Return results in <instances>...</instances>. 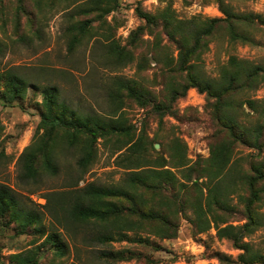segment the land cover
I'll return each instance as SVG.
<instances>
[{
	"label": "trees",
	"instance_id": "16d2710c",
	"mask_svg": "<svg viewBox=\"0 0 264 264\" xmlns=\"http://www.w3.org/2000/svg\"><path fill=\"white\" fill-rule=\"evenodd\" d=\"M214 1L222 17L178 18L170 4L153 14L137 7V14L145 24L131 31L124 45L114 37L115 26L102 37L106 58L118 66L134 61L130 49L140 43L144 33L156 39L166 37L175 46L177 69L185 72V82L180 87L170 83V96L173 98L180 89L184 95L190 88L204 93L213 101L216 119L226 130L228 140L211 143L209 156L192 163L186 147L183 149L179 145L170 153L169 166L168 160L162 158L154 162L147 154L130 157L126 159L129 171L120 183L88 182L77 187L96 159L100 138L109 140L115 136L120 142L126 139L127 143L132 140L129 134L133 125L123 114H117L122 106L121 92L125 91L126 97L141 107L150 104L151 100L146 89L135 79L115 77L108 98L118 105L112 114L104 117L99 113L84 114L71 107L59 99L56 85L35 87L41 96L40 119L31 142L19 156L20 178L34 182L44 174L56 175L59 171L57 150L68 148L77 153L75 165L79 179L70 184L71 189L41 195L45 199L41 205L44 211L39 212L25 208L14 191L0 183V234L12 226L17 235L32 231L41 240L32 249L8 255L9 264H38L42 248L56 257L68 254V241L62 231L53 226L46 227L44 219L47 216L65 231L72 230L74 238L75 233L90 231L92 236L88 242L103 245L113 240H127L157 250L160 245L156 239L174 238L179 228V215L187 210L195 234L213 228L218 239L229 240L238 251L235 256L212 252L211 256L220 264H264V252L250 240L252 233L262 227L264 218L260 211L264 197V99L250 97V92L256 91L264 82V65L231 54L220 66L216 78L207 76L200 67L201 55L218 29H224L231 44L251 43L254 40L252 30L264 27V17L251 12H235L225 0ZM20 2L22 0H17L22 7ZM36 5L40 9L42 0H37ZM118 5L119 0L80 3L77 15L91 17L71 25L68 49L77 46L92 27L96 28L95 22L103 33L106 32V26L110 25L106 17ZM158 42L156 40V44ZM31 86L25 77L11 69L0 71V102L13 105L22 101ZM244 105L256 115L255 123L248 125L246 121H238L237 115L244 112ZM161 106L164 104H153L155 109L163 111ZM139 142L140 139L135 140L132 147ZM239 142L263 151L262 160L251 164L248 172L231 162L235 144ZM171 168L179 169L180 176ZM238 184L247 193H239ZM181 192L183 196L178 195ZM232 194H236L237 203L242 205L241 224L227 220L233 208L229 203ZM131 255L128 250H104L99 258L119 261L131 258Z\"/></svg>",
	"mask_w": 264,
	"mask_h": 264
},
{
	"label": "rangeland",
	"instance_id": "374dc122",
	"mask_svg": "<svg viewBox=\"0 0 264 264\" xmlns=\"http://www.w3.org/2000/svg\"><path fill=\"white\" fill-rule=\"evenodd\" d=\"M36 1L22 0L21 7L17 0H0V71L11 69L33 85L22 101L13 105H2L0 102V183L8 185L25 208L44 211L41 205L45 199L41 195L71 189L73 186L70 184L79 179L75 165L77 153L68 148L57 150L59 171L56 175L44 174L34 182L20 178L18 159L31 142L39 122L41 96L38 88L44 85H56L59 99L81 113H99L104 117L112 114L118 105V102L108 98L115 77L135 79L146 89L151 100L150 104L141 107L126 97L125 91L121 92L119 100L122 106L117 114H123L133 125L134 129L129 134L132 140L127 143L126 139L120 142L115 136L109 140L100 138L96 145V159L77 187L88 182L102 185L120 183L129 171L126 159L130 157L147 154L154 162L162 158L168 160L169 166L170 153L179 145L183 149L186 147L187 157L192 163L209 156L211 143L228 140L226 130L216 119L213 101L208 100L204 93L190 88L184 95L180 89L173 98L170 96V83L180 87L185 82V72L177 69L175 46L166 37L156 39L144 33L140 43L130 49L134 61L124 66L109 62L102 37L112 32L115 26L114 37L124 45L131 31L145 24V20L137 14V7L153 14L170 4L178 18L197 15L222 17L214 0H119L118 7L106 17L110 23L106 32L103 33L95 22L96 28L92 27L89 34L71 50L68 49L71 25L91 17L77 15L78 5L86 0H42L40 9ZM225 2L235 12H251L264 17V0ZM252 36L254 40L251 43L231 44L224 29H218L201 55V70L207 76L216 78L220 66L231 54L264 65V27L253 28ZM156 40L159 41L157 44ZM250 97L264 99V82L256 91L250 92ZM157 103L164 104L161 106L163 111L153 107ZM255 116L244 105V112L237 118L239 122L246 121L250 125L256 122ZM137 139L140 142L132 147ZM155 144L159 146L155 147ZM261 151L246 142L236 143L231 162L248 172L251 164L262 160ZM171 169L180 176L179 169ZM240 184L237 191L246 192ZM178 195L183 196V192ZM236 198V194L229 198L233 208L227 220L241 224L242 205L237 203ZM260 211L264 215V197ZM179 216L177 235L170 239H156L160 245L157 250L127 240H113L103 245L88 242L92 236L90 231L75 233L74 238L72 230L65 231L47 216L44 219L46 227L53 226L62 231L68 241L69 252L63 257H56L42 248L38 264H220L211 256L212 252L232 256L238 253L229 240L218 239L213 228L195 234L188 220L189 210ZM15 232L11 226L0 234V262L4 264H9L7 259L11 253L25 252L41 242L32 231L18 235ZM250 240L264 252V218L262 227L252 233ZM104 250H128L132 255L119 261L99 258Z\"/></svg>",
	"mask_w": 264,
	"mask_h": 264
},
{
	"label": "water",
	"instance_id": "95a60500",
	"mask_svg": "<svg viewBox=\"0 0 264 264\" xmlns=\"http://www.w3.org/2000/svg\"><path fill=\"white\" fill-rule=\"evenodd\" d=\"M159 146V144H155V147H158Z\"/></svg>",
	"mask_w": 264,
	"mask_h": 264
}]
</instances>
